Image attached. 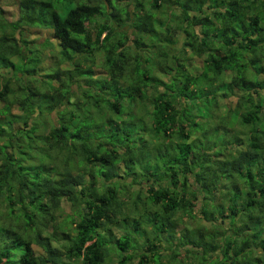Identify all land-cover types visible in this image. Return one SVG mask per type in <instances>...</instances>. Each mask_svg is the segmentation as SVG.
Segmentation results:
<instances>
[{
	"label": "trees",
	"instance_id": "1",
	"mask_svg": "<svg viewBox=\"0 0 264 264\" xmlns=\"http://www.w3.org/2000/svg\"><path fill=\"white\" fill-rule=\"evenodd\" d=\"M121 1L17 0L18 15L13 20H7L0 7V68L10 69L11 77L19 81L16 89L20 92L16 93L10 78L1 77L0 264H111V254L116 257L112 264H126L133 259L131 250H136L132 254L135 264H149L155 253L158 256L162 253L157 246L164 247L162 242L172 245L176 235L174 244L190 245L209 261L233 256L228 263L235 262L236 256L230 251L238 248L248 250L255 264H264V0H125L123 4ZM126 21L132 37L116 30ZM39 28L51 30L61 53L60 60L69 61L71 68L37 73L38 49L29 48L32 40L24 34ZM100 46L106 49L102 61L104 74L94 78L90 64L81 62L92 61ZM179 47L181 51L185 49L181 54L177 51ZM186 49L188 55L182 56ZM152 53L155 57L150 68L157 69L164 78L143 65ZM193 56L200 60L198 70L191 75L185 72V67L186 60ZM139 59L144 62L141 67ZM40 75L59 79V83L46 87V80L38 82ZM78 77H83L85 85L80 89L83 103L70 89L73 81H79ZM94 82L97 87L92 85ZM162 84L168 85L161 87ZM152 86L161 87V91L149 100L147 91ZM196 89L206 92L191 96L189 93ZM217 93L225 97L236 95L235 110H243L239 112L240 123L249 127L247 142L237 147L241 142L235 136L234 143L230 142L234 146H228L225 137L213 126L223 149L215 147L217 143L211 139L205 144L202 141L205 146L194 149L192 144L199 136L188 137L197 130L186 127L199 121L192 114L195 109L201 112L194 99L207 102ZM70 101L75 103L76 115L71 121L72 111L66 123L63 114L68 111ZM138 101L149 106L152 135L161 136V131L164 139L174 135L168 144L183 143L167 152L168 165L164 163L163 168L144 164L141 173L144 175L136 184V201L130 199L129 203L118 197L119 187L126 185L120 181L128 178L129 186L135 183L130 164L135 161L137 150L147 144L138 141L134 148L129 131H120L122 136L113 131L120 121L108 113L122 112L123 105L130 110ZM14 103L20 112L10 111ZM91 107L101 118L94 120L100 131L93 135L75 127L79 122L87 125L85 120ZM42 108L46 113L53 111L55 119L49 125L44 123L42 133H38L35 129L43 120ZM12 121L22 125L12 130ZM21 139L23 143L18 144ZM43 142L48 148L64 149L65 158L71 160V164L62 167L63 174L57 179L47 175L48 162H54L51 155L38 148ZM32 149L35 151L31 152ZM16 151L19 159L14 157ZM81 166L84 173L79 170L72 173ZM92 167H98V175H93ZM238 181L242 184L240 188ZM96 182L98 186H94ZM217 192L220 199L215 196ZM197 193L201 199L193 210ZM206 196L217 205L216 214L210 217L205 213ZM62 200L80 208L73 209L74 215L59 220L55 212L60 210ZM125 205L137 213L141 211L139 216L152 212L143 224L132 223L129 234L130 214L126 213ZM177 211L197 214L215 228L220 227L214 224L217 219L230 215L235 219L231 225L225 222L224 228L215 230L216 235L213 232L206 239L202 232L200 235L192 229L197 232L195 240L188 233L191 227L187 229L186 222L175 215ZM114 224L120 227L118 232L111 228ZM67 228L73 234L69 235ZM229 232L238 233L234 238L240 242L235 247L226 238ZM107 234L110 246L101 238ZM137 235L141 240L136 239ZM216 236L221 238V247ZM142 239L145 248L141 247ZM149 240L155 247L153 251ZM32 243L41 248V253L33 249ZM217 245L221 253L212 256ZM241 264L251 263L241 260Z\"/></svg>",
	"mask_w": 264,
	"mask_h": 264
},
{
	"label": "rangeland",
	"instance_id": "2",
	"mask_svg": "<svg viewBox=\"0 0 264 264\" xmlns=\"http://www.w3.org/2000/svg\"><path fill=\"white\" fill-rule=\"evenodd\" d=\"M125 0L121 1L120 3L123 4ZM127 1H132V0H127ZM0 7L3 10V14L4 17L7 20H13L17 17L18 15V6H17V0H0ZM109 9H107L108 11ZM110 22V21H109ZM116 30H118L119 32H124L126 34H128L130 37H132L134 34L131 32V28L128 25V22H124L122 24H119L116 27ZM24 37L32 40L28 43V46L30 49H32L33 47H36L38 49V54L40 57L39 63H38V67L36 69L38 74H48L54 71V69H60V70H64V69H69L71 68V63L67 60H60V55L61 53L59 52V47L56 43L55 38L52 36L51 34V30L48 28H39L38 30H36L35 32H31L24 34ZM130 41H128L129 43ZM177 46H179L177 44ZM175 47V45H174ZM25 49H23V51H26V47H23ZM181 47L178 48L177 51L181 52L184 51L185 49H183L181 51ZM106 49L102 48L101 46L98 47V49L93 53L92 55V61L89 60H84L81 62V65H87L90 64V68L92 69V76L98 77L104 74V64H103V55L105 54ZM188 55L187 49L184 53H182V56H186ZM155 57V53H152V55L149 56V59L147 61V63H144L142 61H140V59L137 61L139 64L144 63L143 65L146 66V64L148 65L150 72L155 74V75H159V71L155 68H150V63H152L154 60L153 58ZM81 58V57H80ZM156 59V58H155ZM142 60V58H141ZM199 58L193 56L192 58L187 59L186 61V67H185V72H187L188 74H195L196 71L198 70L199 67ZM141 69V68H140ZM0 79L1 77H7L10 78L11 81L10 83L12 84V87H14L15 90L16 86L19 87V81L14 80L13 77H11V73H10V69L8 68H0ZM162 78H164L163 75H159ZM46 80L44 81L46 84V87L51 84V85H56L59 83V79L54 80V79H49V78H45V77H38V82L40 80ZM27 77L25 79V82L27 83ZM78 82H72L71 83V92L74 94L73 96L75 98H78L79 100L82 101V103L85 101L82 91H80V89H82L83 85V77H78ZM35 83V82H33ZM37 83V82H36ZM168 83V82H167ZM28 84V83H27ZM157 84V83H155ZM169 84V83H168ZM168 84L165 85H160L161 87H165ZM43 85V86H45ZM92 85L94 87H97L98 84L96 82L92 83ZM161 87H157V86H152L148 89L147 93H148V98L149 100H152V96H154L157 92L161 91ZM199 89H196L194 93H189L192 94L191 96H200V93H205V91H198ZM57 91V90H56ZM16 93H20L17 92ZM227 95V94H226ZM210 96V95H209ZM195 97L194 101L197 104V108H199L201 110V112H198L195 109V112L192 113L194 115V120L199 117V121L198 123H194L193 125H190V123H188L186 125L187 130H191V129H196L197 131H193L192 134L189 135L188 139L192 138L194 135H196V137L199 136V139L194 141V144H192L194 149H198L202 146V144L207 141V139H211L212 142L217 143V146L215 147H220V149H223L222 145L219 144V140L217 137V134L220 133L221 136L225 137V140L227 141V145L229 146L230 142L234 143L233 138L235 136H238L240 138V142L241 144H237V147H241L242 145H244L247 142V131L249 129V127L247 125H243L240 123V115L239 112L243 111V110H239L237 109V111L235 110L237 108V106L235 105V101H236V95L235 94H228L226 97L224 96V94L220 95L219 93H217L215 95L214 98H212L211 96L207 99V102H205L204 100H198ZM208 97V96H207ZM195 102H193L194 105ZM71 103V101H70ZM44 104V103H43ZM207 105L205 108L206 112H204L203 107L205 105ZM0 105H1V101H0ZM46 105V102H45ZM43 107V106H42ZM132 108L130 110H128V108H124L123 105V110L122 112L120 111L118 114L115 113H111L109 112L108 115L112 116L114 118H117L118 121H120V123L118 124L117 127H115L113 129L114 132L117 131L118 135L122 136V133L120 131H129V139L131 138V143L134 145V148L137 147L136 144H138L142 141L146 142V146L139 148V150H137L138 152L136 153V157H135V161L130 164L132 171H133V175L135 176V183H131L129 186V179L125 178V179H121L120 182H123V185L119 190H121L118 193V197L120 199H124L126 200V202H129L130 199H134L135 195H136V189H137V183H140V177L143 176L144 173L142 171L144 164L145 163H149L150 164V168L152 166L159 165L161 168H163L164 163L165 165H168L167 162H165L166 160V156H167V152L168 151H173L175 149H177L178 144H182L183 142L181 141H177V142H171L170 144H168V141L171 139L174 135L171 134L169 139H164L162 137L161 131L159 132V134L161 136L156 137L154 134L152 135L151 132H149V127L150 124L152 125V115L149 112V106L144 105L143 103L141 104V101H138L136 103V105L131 106ZM180 108V107H179ZM246 110V109H244ZM10 111L12 113H18L20 112L19 107L17 104H13L11 106ZM41 111H43L41 114V117L43 118L42 121H39L38 124L36 125V129L35 132L37 130L38 133H42V129H43V124L46 123L47 125H49L53 119H55L54 117V113L53 111L46 113L45 110L42 108ZM73 111V112H72ZM72 112L71 115V121H74L76 112H75V103H71L69 104V108L68 111L63 114V119H65L66 123H68L70 121V113ZM197 113V114H196ZM87 120H85L87 122V125H85L84 122H79L77 124H75V127H80L81 128V132H84L86 130V133L88 134H98V132L100 131L99 128H97V126H95V121H99L101 120V118H99V114L97 113V111L91 107L90 110V114L87 115ZM119 118V119H118ZM77 119V118H76ZM95 120V121H94ZM189 120H191V118H189ZM21 122H17V121H12L11 123V128L12 130L19 128L21 126ZM77 125V126H76ZM89 128H88V127ZM216 126L219 131L217 134H215V131L212 130V127ZM264 127V126H263ZM87 128V129H86ZM215 129V128H214ZM119 130V131H118ZM217 130V129H215ZM112 131V130H111ZM102 132V131H101ZM105 132V131H104ZM223 132V134H222ZM203 134V135H202ZM158 135V134H157ZM206 135V136H205ZM141 136V139H138V137ZM156 137V140H153L151 137ZM219 136V135H218ZM206 139H203V138ZM133 139L134 142H133ZM220 139V138H219ZM21 140H18V144L23 143ZM203 141V143H202ZM136 143V144H135ZM34 144V143H33ZM203 144V145H204ZM46 143L43 142L41 143L38 148L41 150V152L45 155H51L50 158L52 160V162L54 163H49L48 165L50 166L49 169H47V171L49 170V172L47 173V175L50 178L53 179H57L59 177L62 176L63 172H62V167H64V165H69L71 164V160H68L65 158V153H64V149L63 150H57L56 148H48L46 147ZM205 146V145H204ZM230 146H234L233 144H230ZM232 147H229V149H232ZM14 151L16 150V146L13 147ZM209 148V147H208ZM211 148V147H210ZM26 152L28 151L26 148L24 149ZM34 149L31 150V152H33ZM212 151V148L209 149ZM35 151V150H34ZM233 151V150H232ZM40 153V152H38ZM14 157L16 159L20 158V154L18 153V151H16L14 153ZM54 159V160H53ZM67 160V161H66ZM66 161V162H65ZM48 167V166H47ZM150 168L148 170H150ZM80 171V172H85V169L83 168V166H81L80 168H74L72 170V173L75 174L76 171ZM92 173L93 175H98L99 174V170L98 167H92ZM189 183L192 182L191 178H188ZM98 183H94V186H98ZM241 181H238V187H241ZM194 186V185H192ZM143 189V188H142ZM143 194L144 191H143ZM223 193L221 192V195ZM220 192L216 193V198L220 199L221 196ZM197 202L196 204L193 206V210H196L199 202H200V196L197 193ZM211 198L206 196L205 199V204H206V209H205V213L210 217L211 214H216L217 209H216V204L214 203V201L210 200ZM135 200V199H134ZM143 200V199H142ZM136 201V200H135ZM146 201H148V198H146ZM141 202V200H140ZM130 203V202H129ZM204 203V202H203ZM126 206V205H125ZM80 207H71L68 201L62 200L61 201V208L60 210L58 209L55 213H56V217H58L59 220L64 219L65 215H74V211H77ZM126 213L130 214V218L128 219V223H127V232L128 234L131 232V225L132 223H135L138 221V223L141 225L143 224L145 221H147V217L152 213H144L142 212V214L139 216V213L141 212H136L132 209L131 206H126ZM194 213H191L189 211L186 212V214H182L180 211H177L175 213V215L179 216L181 222H186V227L187 229H189V227H191V229H189L188 233L189 236H192L193 239H197L195 235L200 234L202 232V236L206 238H209V236H212V233L214 232L215 234V230H219L220 227L222 229L223 226H225V222L229 223V225H231V222L233 221L234 223V217H232V215L227 216L226 219H217L216 221H214V224H220V227L215 228L211 225L210 222L203 220L201 218V216L195 214V216L193 215ZM156 217V216H155ZM240 219V217L235 220V222H237ZM181 222L179 223V225L177 226V230H179L178 228L182 225ZM139 225V226H140ZM222 225V226H221ZM111 228H113L114 232H118L120 227L118 226V224H114L113 226H111ZM224 228V227H223ZM242 228V227H240ZM192 229L197 230L194 231ZM234 229V228H233ZM69 235L73 234L72 233V229L71 228H67ZM152 231V230H151ZM238 232V231H235ZM44 234L47 233V231H43ZM121 233V232H120ZM126 233V234H127ZM141 236H144V233L142 231H140L139 233ZM238 233H234V232H229L228 235H226V238L228 240V242L230 243L231 247H235L238 245V243L240 242V240L235 239L237 238ZM109 234H107V237H101L105 242L107 246H110L109 244ZM152 235H153V231H152ZM201 235V234H200ZM138 236V237H137ZM136 239L139 238V235H137ZM235 236V238H234ZM217 238H215V240H217V243H219L220 247L222 246L220 241V237L216 236ZM141 240V238H139ZM143 240V239H142ZM147 241V239H145ZM173 242L172 245H168L164 242H162V244L164 245V247L157 246V250H160L161 255L159 254V256L155 253L154 256H152L153 258L150 259L149 264H241V260L243 261H248L251 264H255L256 260L252 261V258L249 255L248 250H239L237 248L238 251H230L232 252L233 255L236 256V261L232 262V263H228V260L232 259L233 256H230V258H226L225 256L223 257H218V259H216L215 257L212 260H207L204 256L203 253H201V251H198L197 249H195L194 247H190V245H183L181 242L178 244H174L175 242H177V235L175 236V238H172ZM146 242L143 240V248L146 247ZM52 244L56 246V243L53 242L52 240ZM150 250H155V247H153L152 241L149 240L148 243ZM219 245H217V248L211 253L212 256L217 255V253H221L220 247ZM32 247L36 252H40L41 253V248H39L38 246H36V244L32 243ZM58 247V246H57ZM164 248V249H162ZM58 249L60 251L63 250L62 247H58ZM261 252V250H259ZM136 250H131V256L133 257V259L131 260H127L126 264H135V257L132 255L133 253H135ZM236 253V254H235ZM115 254H111V261H109L111 264L115 262ZM161 260V262H160ZM225 260L227 262H225ZM160 262V263H159ZM79 264V263H76Z\"/></svg>",
	"mask_w": 264,
	"mask_h": 264
}]
</instances>
